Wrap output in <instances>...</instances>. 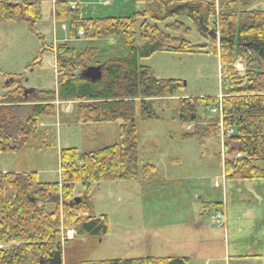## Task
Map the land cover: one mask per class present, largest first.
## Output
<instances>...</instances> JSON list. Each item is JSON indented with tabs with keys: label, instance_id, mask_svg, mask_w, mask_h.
<instances>
[{
	"label": "trees",
	"instance_id": "trees-1",
	"mask_svg": "<svg viewBox=\"0 0 264 264\" xmlns=\"http://www.w3.org/2000/svg\"><path fill=\"white\" fill-rule=\"evenodd\" d=\"M137 1L144 7L132 16L103 18H81L77 5L72 8L68 0L54 1L53 20L65 25L68 38H83L89 44L114 38L130 47L128 55L101 61L98 49L76 50L72 41H61L52 48L53 90L26 92L14 79L4 85L0 153L17 152L29 143L36 151L55 148V133L41 124L55 118L56 103L74 104L77 123L120 125L116 143L85 152L61 148L57 182H39L36 172L0 171V264H63V247L70 241L61 240V228H74L77 236L108 234L106 217L93 215L90 185L133 181L139 174L147 178L155 170L150 164L139 167L136 104L140 119L151 120L160 118L153 111L158 101L175 102L179 123L190 126L183 128L181 139H194L201 146L215 139L223 155L225 179H264V165H258L264 164V11L249 10L253 0H221L217 6L214 0ZM41 18L38 1L0 0V23L28 21L34 28ZM179 18H186L207 43L193 46L187 41L192 30ZM138 39L143 41L141 46H136ZM194 47L217 58L223 86L220 99L179 98L180 81L156 79L149 67L139 63L157 52L189 53ZM237 61L244 65L242 72L234 67ZM89 66L101 67L98 80L80 77ZM219 102L221 119L210 112ZM77 184L84 186L86 197H75ZM202 208L221 209L218 203H204ZM98 264H188V259L147 256Z\"/></svg>",
	"mask_w": 264,
	"mask_h": 264
},
{
	"label": "rangeland",
	"instance_id": "rangeland-1",
	"mask_svg": "<svg viewBox=\"0 0 264 264\" xmlns=\"http://www.w3.org/2000/svg\"><path fill=\"white\" fill-rule=\"evenodd\" d=\"M24 1H38L42 18L34 28L26 21L0 23V94L4 93V85L12 79L26 89L53 90L55 69L49 48L60 42L54 43L56 34L64 36L66 33L69 36L67 30H61V25L53 20V1L56 0H14L16 3ZM220 1L214 0L215 5ZM68 2L71 7L76 4L84 18L127 17L144 7L137 0ZM88 9L94 13L88 14ZM254 9L264 11V0H253L249 10ZM177 20L192 30L186 40L193 46L207 43L195 33L186 18ZM159 26L163 29V24ZM81 39L75 41L69 37L76 50L87 47L98 49L97 58L101 61L115 56L125 57L129 53L130 47L121 40L108 38L89 44ZM142 44L143 41L138 39L136 46ZM139 63L149 67L156 79L180 81L179 98L221 95V67L217 58L203 48L194 47L189 53L157 52ZM234 67L238 72L244 70L240 61ZM73 109L74 106L69 113L60 115L57 112L55 118L44 120L41 124L42 128L50 127L55 133V148L36 151L30 148L29 143L17 152L0 153V171L36 172L39 182L54 183L58 181L61 148L75 147L85 152L117 142L120 122L77 123ZM153 111L159 119L141 120L140 108L136 104L134 125L139 167L141 169L143 165L150 164L155 170L147 178L139 174L133 181L90 185L88 201L93 215L106 217L108 234L77 236L74 228L66 229L72 230L73 234L69 240L72 242L63 247L65 264H98L102 260L146 256L186 257L188 264H235L231 258L223 263L211 260L217 257L218 247L205 239H196V230L191 226L186 231L188 216L202 213L204 217L202 204L221 201L223 184L227 180L224 178L219 144L212 138L207 139L203 146L194 139H181L183 130L190 129V126L184 128L179 123L175 102L158 101ZM74 195L78 199L86 197L82 184L75 185ZM205 225L217 229L208 220ZM61 231L64 229L61 228ZM206 258L209 261L204 263Z\"/></svg>",
	"mask_w": 264,
	"mask_h": 264
},
{
	"label": "crops",
	"instance_id": "crops-1",
	"mask_svg": "<svg viewBox=\"0 0 264 264\" xmlns=\"http://www.w3.org/2000/svg\"><path fill=\"white\" fill-rule=\"evenodd\" d=\"M87 13L94 12H89L88 9ZM80 17L84 18L83 14H80ZM26 22L29 24L28 21ZM61 30L65 32V26L61 25ZM80 40L82 39L75 41ZM55 41L54 43L69 41V38L66 33L64 36L56 34ZM55 45L53 44L52 48ZM52 48H49V52L53 57V68L55 69L54 49ZM48 63H50L49 60ZM72 106H74L72 103H59L57 112H59V115L60 113H69ZM94 131L96 130L94 129ZM222 190L221 201L216 203L219 204L226 215V224L222 227L215 225L217 229L205 225L207 220L214 225L209 217L213 211L211 210L213 208H211L209 211H203L204 217L202 213L196 215L192 213L188 216L189 226H186V231L191 226L196 230V239H205V241L213 242L215 247H218L217 257H212L211 260H220L223 263L231 258L235 264H246L248 261L254 262V264H264V179L252 181L227 180L224 182ZM206 261H209V259L206 258L204 263ZM63 264L65 263L63 262Z\"/></svg>",
	"mask_w": 264,
	"mask_h": 264
},
{
	"label": "built area",
	"instance_id": "built-area-1",
	"mask_svg": "<svg viewBox=\"0 0 264 264\" xmlns=\"http://www.w3.org/2000/svg\"><path fill=\"white\" fill-rule=\"evenodd\" d=\"M72 5H73L72 6V8H73V7H75L76 4L73 3ZM78 35L82 36L83 33L81 31H79ZM210 112L213 114H218L219 118L221 119V103L219 102V104L217 106L212 107L210 109ZM222 135H223V132L221 131V136ZM236 157H240V155L237 154ZM210 220L217 227H222L225 224L226 215L222 209L221 210H215L210 214ZM64 231L61 233V240L62 241L70 240V238H72L71 234H73V231L72 230H64Z\"/></svg>",
	"mask_w": 264,
	"mask_h": 264
},
{
	"label": "water",
	"instance_id": "water-1",
	"mask_svg": "<svg viewBox=\"0 0 264 264\" xmlns=\"http://www.w3.org/2000/svg\"><path fill=\"white\" fill-rule=\"evenodd\" d=\"M100 75L101 67L99 66H89L80 72V77L89 81L98 80L100 78ZM30 90L31 89H27L26 92H30ZM52 201H55V199H52Z\"/></svg>",
	"mask_w": 264,
	"mask_h": 264
}]
</instances>
